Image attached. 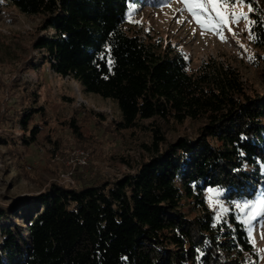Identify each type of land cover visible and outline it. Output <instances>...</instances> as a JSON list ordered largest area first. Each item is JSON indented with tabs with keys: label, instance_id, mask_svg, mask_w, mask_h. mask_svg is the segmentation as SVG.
<instances>
[{
	"label": "trees",
	"instance_id": "obj_1",
	"mask_svg": "<svg viewBox=\"0 0 264 264\" xmlns=\"http://www.w3.org/2000/svg\"><path fill=\"white\" fill-rule=\"evenodd\" d=\"M245 1L256 37L249 64L264 83V0ZM131 2L146 0H0L40 18L31 54L38 50L58 75L115 100L117 130L153 137L137 164L122 159L131 172L120 177L53 180L36 195L0 204V264H261L238 214L217 221L205 191L258 196L264 90L214 56L190 72L183 55L130 27ZM37 115L46 121L43 106L16 120L29 131L26 143L43 132ZM188 120L191 132L167 137ZM66 124L83 138L76 116Z\"/></svg>",
	"mask_w": 264,
	"mask_h": 264
},
{
	"label": "rangeland",
	"instance_id": "obj_2",
	"mask_svg": "<svg viewBox=\"0 0 264 264\" xmlns=\"http://www.w3.org/2000/svg\"><path fill=\"white\" fill-rule=\"evenodd\" d=\"M183 7L181 0L131 2L135 12L128 17L129 25L142 38L183 55L190 72L214 56L231 62L245 79L264 90L260 71L249 64L255 45L247 30L248 21L231 24L232 31L225 29L222 40L215 32L202 34L195 22L189 23L192 17L187 11L181 13ZM237 11L248 13L252 21L245 0ZM39 21V17L24 14L14 6L4 3L0 6V204H12L22 196L36 195L53 180L78 185L83 180L120 177L131 172L122 159L137 164L147 153L144 144L153 140L148 130H117L121 112L115 100L89 93L80 81L58 75L50 63L41 61L38 50L31 54ZM52 33V30L42 32ZM42 106L46 121L37 115L35 122L43 126V132L35 142L26 143L29 131L16 120L28 108ZM75 116L82 127L81 140L66 124ZM193 124L191 120L183 125L175 124L167 130V137L174 139L191 132ZM79 150L86 153L85 163L78 156ZM261 168L263 179L257 185L259 194L255 199L264 194V164ZM208 189L206 201L217 216L218 209L210 204ZM220 190L222 195L218 199L229 209L222 220L232 211L238 214L234 204L246 198L231 200L225 190ZM262 234L264 217L254 221L252 236L258 250L264 248Z\"/></svg>",
	"mask_w": 264,
	"mask_h": 264
},
{
	"label": "snow or ice",
	"instance_id": "obj_3",
	"mask_svg": "<svg viewBox=\"0 0 264 264\" xmlns=\"http://www.w3.org/2000/svg\"><path fill=\"white\" fill-rule=\"evenodd\" d=\"M184 5L180 9L181 13L187 11L192 17L189 23L195 22L202 30V34L205 32H215L223 40L225 39L223 33L225 29L232 31L230 25L235 23L239 24L241 20L248 21V32L250 39L255 40L256 37L252 33L253 21L249 20L248 13L243 11H237V8H242L244 5V0H181ZM249 12H252L251 3L248 4ZM135 12V8H132L129 12V17ZM195 31V30H194ZM234 36L235 32L232 33ZM241 47H244L241 45ZM247 51V49H245ZM110 53V49L108 50ZM250 59L252 57H249ZM100 59L106 60V54L102 52L100 54ZM107 63H111L110 60H106ZM209 202L214 209H218L216 216L217 221H220L222 216L226 214L229 209H227L218 199L222 195L220 189L209 188ZM234 208L237 210V219L240 223L246 226L248 235L251 238V243L256 244L254 236H252L254 221L258 218L264 217V194L261 195L259 199H244L243 202H237L234 204ZM264 238V234H262ZM260 253H264V248L259 249ZM264 259V255L261 256Z\"/></svg>",
	"mask_w": 264,
	"mask_h": 264
},
{
	"label": "built area",
	"instance_id": "obj_4",
	"mask_svg": "<svg viewBox=\"0 0 264 264\" xmlns=\"http://www.w3.org/2000/svg\"><path fill=\"white\" fill-rule=\"evenodd\" d=\"M78 156L81 158V162L85 163L86 162V153L83 150L78 151Z\"/></svg>",
	"mask_w": 264,
	"mask_h": 264
}]
</instances>
